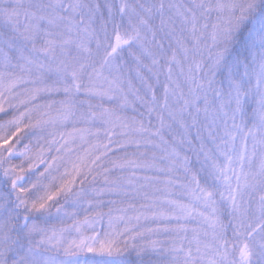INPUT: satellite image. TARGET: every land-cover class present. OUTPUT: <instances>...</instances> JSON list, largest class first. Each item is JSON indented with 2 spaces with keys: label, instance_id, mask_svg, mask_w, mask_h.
<instances>
[{
  "label": "snow or ice",
  "instance_id": "obj_1",
  "mask_svg": "<svg viewBox=\"0 0 264 264\" xmlns=\"http://www.w3.org/2000/svg\"><path fill=\"white\" fill-rule=\"evenodd\" d=\"M0 264H264V0H0Z\"/></svg>",
  "mask_w": 264,
  "mask_h": 264
}]
</instances>
